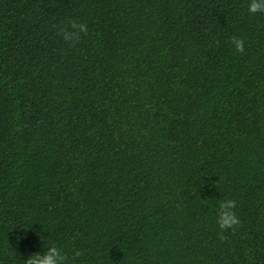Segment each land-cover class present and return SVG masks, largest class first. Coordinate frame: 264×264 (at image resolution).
<instances>
[{
    "label": "trees",
    "instance_id": "obj_1",
    "mask_svg": "<svg viewBox=\"0 0 264 264\" xmlns=\"http://www.w3.org/2000/svg\"><path fill=\"white\" fill-rule=\"evenodd\" d=\"M248 4L0 0V264L51 244L68 264H264V13ZM68 19L88 26L75 47L52 28ZM222 199L241 221L223 242Z\"/></svg>",
    "mask_w": 264,
    "mask_h": 264
},
{
    "label": "clouds",
    "instance_id": "obj_2",
    "mask_svg": "<svg viewBox=\"0 0 264 264\" xmlns=\"http://www.w3.org/2000/svg\"><path fill=\"white\" fill-rule=\"evenodd\" d=\"M249 15L264 13V0H249ZM57 36H59L69 47H75L83 36L88 35V26L86 23L78 22L75 19H68L59 24L52 25ZM230 43L237 53L244 52V41L238 37H231ZM237 203L235 199L219 200L216 213V225L219 229L217 235L222 242L228 239V233L235 234L241 226V221L236 213ZM42 239V238H41ZM84 253L76 250L72 259H78ZM69 257L55 244L44 247L42 253H36L28 256L24 264H68Z\"/></svg>",
    "mask_w": 264,
    "mask_h": 264
}]
</instances>
